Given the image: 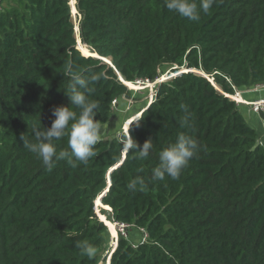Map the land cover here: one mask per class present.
Listing matches in <instances>:
<instances>
[{
  "label": "trees",
  "instance_id": "1",
  "mask_svg": "<svg viewBox=\"0 0 264 264\" xmlns=\"http://www.w3.org/2000/svg\"><path fill=\"white\" fill-rule=\"evenodd\" d=\"M4 1L0 264H107L110 254L109 264H264V145L247 107L224 95L264 86V0H216L199 21L169 11L165 0H77L80 49L70 0ZM69 64L85 78L105 74L90 85L102 125L115 100L118 111L121 97L133 96L125 84L176 68L128 126L140 147L153 142L146 159L122 150L124 133L102 139L86 165L58 160L51 172L24 147L23 135L35 143L33 129L51 126L54 107L79 113L67 96ZM181 133L197 139L198 154L179 179H153L159 152ZM55 143L70 151L67 136ZM136 177L144 191L128 188ZM104 216L135 229L114 253ZM77 241L95 246L96 257L82 255Z\"/></svg>",
  "mask_w": 264,
  "mask_h": 264
},
{
  "label": "clouds",
  "instance_id": "2",
  "mask_svg": "<svg viewBox=\"0 0 264 264\" xmlns=\"http://www.w3.org/2000/svg\"><path fill=\"white\" fill-rule=\"evenodd\" d=\"M216 0H200L199 5L196 0H165V7L169 11H174L181 17L192 21H199L201 10L207 14L213 7ZM63 75L70 78L71 84L70 104L79 109V113L68 106H57L52 109L51 126L40 130L33 129V135L36 142L33 143L29 139L22 136L24 147L35 153L47 170L51 172L55 167V162L58 160H66L72 167L76 168L80 164L86 165L90 159L97 155L96 146L101 142L105 129L102 123L95 119L99 111V104L90 99V93L93 89L91 84L99 81L101 78H106L104 73L92 75L90 78H85L80 71L73 70V66L69 64ZM122 104H129L124 97H121ZM139 121V120H138ZM182 127H188L189 118L185 117L181 121ZM130 127V125H129ZM122 141V150L125 153H138L140 159H146L153 148L151 139L146 140L142 147L133 139L129 133ZM67 136L68 148L70 151L61 150L57 152V144ZM200 144L193 136L181 133L177 136L175 143L159 152V164L152 169V178L163 180L165 176L172 180L180 178L181 172L188 165L190 160L198 154ZM141 191L145 190V180L142 177H136L129 184L128 188L135 191L137 186ZM76 247L81 250V254L89 259L96 257L98 249L87 241H77Z\"/></svg>",
  "mask_w": 264,
  "mask_h": 264
},
{
  "label": "rangeland",
  "instance_id": "3",
  "mask_svg": "<svg viewBox=\"0 0 264 264\" xmlns=\"http://www.w3.org/2000/svg\"><path fill=\"white\" fill-rule=\"evenodd\" d=\"M70 5L72 8V18L75 24V31H76V36L77 39L79 38V27H78V13H77V9H76V2L77 0H70ZM74 2V4H73ZM7 1H4L2 8L6 7ZM75 8V11H74ZM78 43H81L80 39H78ZM81 46H79L80 49ZM90 50V49H89ZM176 69V68H175ZM175 69H169V68H164L163 69V73L159 76V78H157V80L155 81H150L149 83H144L142 81L144 80H140L139 83H131L134 86H140V87H145L143 88V90H134L131 89L130 87H128V90L131 91L133 93V96H129L126 97V101H129V104H119L120 106L118 107V111H116V109H113V115L112 118L110 120V122L108 124L102 125V127L105 129V132L102 136V139H109L111 137H119L122 133L127 134L126 133V129H128V127L126 128V126L131 125L132 123L138 121L141 116H142V111L144 109H146L149 104L151 102H153L155 96L154 94L157 91L158 86L156 87V89H153V84L156 81H159V84H161L164 81H168L171 78L177 76V70ZM181 71V70H180ZM180 71H178L180 73ZM141 83V84H140ZM142 85V86H141ZM154 93V94H153ZM135 95V96H134ZM138 119V120H137ZM257 131L259 132V141L262 145H264V128L259 127L257 129ZM100 213L101 212V207L99 208V211H97ZM99 216V215H98ZM100 218V217H99ZM135 233V229H129L128 234L130 236V239H132V234ZM140 236L138 235V238L140 240H142V234L139 233ZM120 236H118V238L112 240L110 239V245L112 246H116L117 242L119 241ZM118 239V240H117ZM137 243V242H136ZM113 247L111 249V253H112ZM108 251V249H107ZM107 255L104 254V256ZM109 257L107 258V264H109Z\"/></svg>",
  "mask_w": 264,
  "mask_h": 264
},
{
  "label": "built area",
  "instance_id": "4",
  "mask_svg": "<svg viewBox=\"0 0 264 264\" xmlns=\"http://www.w3.org/2000/svg\"><path fill=\"white\" fill-rule=\"evenodd\" d=\"M3 1H4V0H0V11H1V9H2ZM156 80H157V79H156ZM139 81H140V80H138L136 83H139ZM142 82H143V84H144V83H149L150 80H144V81H142ZM140 84H141V83H140ZM158 85H160V84H159V81L154 82V84H153V89H156V87H157ZM125 86L128 88L127 85H125ZM261 87H263V86H258V88H261ZM153 94H154V93H153ZM224 95H225L226 97H228L230 100L234 101L237 105H242V106L247 107V108H248L249 110H251V112H253L254 114H257V115L264 114V97H263V98H260V99H257V100H255V101H253V102H248V101H246V100H244V99L242 98V90L237 89V88H234V94H225V93H224ZM154 96H156V93L154 94ZM233 96L240 97V100H234V99H233ZM112 105H113L114 109H116L117 106H118V100H115V101L113 102ZM96 205H97L96 208H98V210H97V209H96V210L99 211V208H100V207L98 206V205H99V202H97ZM98 215H99V217H100V215H102V214L98 212ZM102 216H103V215H102ZM104 219H106L108 222H112L113 224L116 225L118 236H121V237H124V238H129L128 231H129V229L134 228V226L127 225V224H124V223H119V222H116V221L108 220L107 217H105V216H104ZM100 220L103 221V223L106 225L105 221L102 220L101 217H100ZM106 227H108V226L106 225ZM138 231H139L140 233H142V235H143V237H142V242L147 241L148 236H147L146 231L143 230V229H140V230H138ZM108 232H109V235H110V239L114 240L113 236L110 234V230H109V229H108ZM117 238H118V237H117ZM117 240H118V239H117ZM117 246H118V242H117V245H116V246H113L112 253H113V251L115 250V248H117ZM110 255H111V254H110Z\"/></svg>",
  "mask_w": 264,
  "mask_h": 264
},
{
  "label": "crops",
  "instance_id": "5",
  "mask_svg": "<svg viewBox=\"0 0 264 264\" xmlns=\"http://www.w3.org/2000/svg\"><path fill=\"white\" fill-rule=\"evenodd\" d=\"M263 97H264V86L261 88L253 87L242 90V98L248 102H253ZM245 116L248 124L254 129L257 130L259 127L264 128L260 115L254 114L253 112H251V110L247 108ZM126 127H128V125Z\"/></svg>",
  "mask_w": 264,
  "mask_h": 264
},
{
  "label": "bare ground",
  "instance_id": "6",
  "mask_svg": "<svg viewBox=\"0 0 264 264\" xmlns=\"http://www.w3.org/2000/svg\"><path fill=\"white\" fill-rule=\"evenodd\" d=\"M131 85V88L134 89V90H143V88L145 87H140V86H134L133 84H130ZM142 86V85H141ZM233 99L234 100H240V97H237V96H233ZM110 224V227H109V230H110V234L113 236V238L115 239L116 236L118 235L117 234V228H116V225L113 224L112 222H109Z\"/></svg>",
  "mask_w": 264,
  "mask_h": 264
},
{
  "label": "water",
  "instance_id": "7",
  "mask_svg": "<svg viewBox=\"0 0 264 264\" xmlns=\"http://www.w3.org/2000/svg\"><path fill=\"white\" fill-rule=\"evenodd\" d=\"M79 46H82L81 43H78V49H79ZM89 57H94V58L100 59V60L103 61V64L112 67V63H111L110 60H108V59H104V58H101V57H99L97 54H95V56H89ZM181 71H182V73H188V72H191V70H188V69H186V68L181 69ZM120 81L123 82V79H120ZM123 83H124V82H123ZM124 84H125V83H124ZM125 85H126V84H125ZM151 103H152V102H151ZM151 103H150V104H151ZM150 104H149V105H150ZM137 120H138V119H137ZM126 133H127V132H126ZM124 156H125V155H124ZM115 250H116V248H115ZM115 250H114V251H115ZM114 251H113V253H114ZM111 256H112V255L109 256V260H110V257H111Z\"/></svg>",
  "mask_w": 264,
  "mask_h": 264
}]
</instances>
